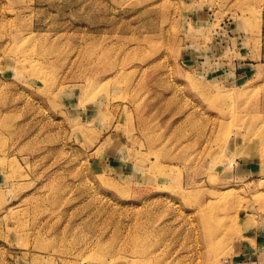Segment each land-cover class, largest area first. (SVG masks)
<instances>
[{
  "label": "rangeland",
  "instance_id": "rangeland-1",
  "mask_svg": "<svg viewBox=\"0 0 264 264\" xmlns=\"http://www.w3.org/2000/svg\"><path fill=\"white\" fill-rule=\"evenodd\" d=\"M0 264H264V0H0Z\"/></svg>",
  "mask_w": 264,
  "mask_h": 264
},
{
  "label": "bare ground",
  "instance_id": "bare-ground-1",
  "mask_svg": "<svg viewBox=\"0 0 264 264\" xmlns=\"http://www.w3.org/2000/svg\"><path fill=\"white\" fill-rule=\"evenodd\" d=\"M204 216L206 217L207 215H206V214H204Z\"/></svg>",
  "mask_w": 264,
  "mask_h": 264
}]
</instances>
